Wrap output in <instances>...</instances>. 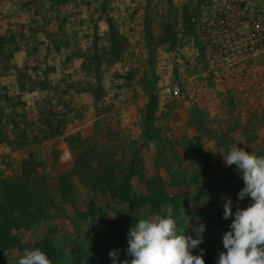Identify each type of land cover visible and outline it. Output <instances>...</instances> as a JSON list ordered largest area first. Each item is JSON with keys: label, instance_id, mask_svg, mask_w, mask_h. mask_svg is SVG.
Wrapping results in <instances>:
<instances>
[{"label": "rangeland", "instance_id": "374dc122", "mask_svg": "<svg viewBox=\"0 0 264 264\" xmlns=\"http://www.w3.org/2000/svg\"><path fill=\"white\" fill-rule=\"evenodd\" d=\"M203 1L0 0V52L6 59L0 88L19 83L25 91L37 89L33 70L44 54L25 65L10 57L17 38L37 40L40 27L30 21L71 22L82 15L80 22L92 25L60 27L59 45L68 47L70 64L80 57L61 78L59 86L66 87L56 92L60 101L0 89V145L7 146L0 149V203H5L4 182L16 185L25 161L35 168L31 195L48 197L29 208L35 220L21 228L11 227L13 219L4 216L12 243L3 248L0 236V264H17L25 248H40L67 264H112L108 253L116 249L119 264L131 259L129 229L140 218L166 214L160 213L165 204L173 206L185 235L196 239L194 228L205 226L204 242L192 249L193 254L204 250L205 264L223 251L222 236L232 218H222V197L231 198L234 213L244 185L221 154L241 121L229 94L216 93L212 84L199 87L203 69L195 18ZM242 86L262 84L250 79ZM189 87L200 89L194 100L186 95ZM252 108L246 128L254 138L264 125V108ZM207 140L209 153L201 149ZM245 151L264 156V141H253ZM249 202L245 198L239 205Z\"/></svg>", "mask_w": 264, "mask_h": 264}, {"label": "clouds", "instance_id": "9594fccd", "mask_svg": "<svg viewBox=\"0 0 264 264\" xmlns=\"http://www.w3.org/2000/svg\"><path fill=\"white\" fill-rule=\"evenodd\" d=\"M221 154V153H220ZM225 166L235 165L242 176L243 188L237 193L236 211L231 198L224 196L222 218L231 219L229 230L222 236L223 251L215 264H264V156L245 151L237 144L221 154ZM249 198L241 208L239 201ZM160 213L140 218L127 232V254L130 260L119 264H205L204 250L193 254L202 244L205 226L194 228L197 238L178 230L173 218V206L165 204ZM118 250L108 253L112 264H118ZM17 264H52L40 248H25Z\"/></svg>", "mask_w": 264, "mask_h": 264}, {"label": "built area", "instance_id": "2783aa9c", "mask_svg": "<svg viewBox=\"0 0 264 264\" xmlns=\"http://www.w3.org/2000/svg\"><path fill=\"white\" fill-rule=\"evenodd\" d=\"M195 28L203 69L200 88L264 79V0H204ZM199 90L189 87L186 95L194 100Z\"/></svg>", "mask_w": 264, "mask_h": 264}, {"label": "crops", "instance_id": "0c3cea01", "mask_svg": "<svg viewBox=\"0 0 264 264\" xmlns=\"http://www.w3.org/2000/svg\"><path fill=\"white\" fill-rule=\"evenodd\" d=\"M75 16H76L75 19H77V21H71V22L70 21L62 22L61 19H59L58 21H55L57 19L55 20L47 19L46 22L39 20L37 23L34 20L30 21L31 23L30 26H33V28L40 27L38 30L39 33L35 34L38 36L37 40L31 41V42L29 41L21 42L19 41V38H17L15 47H14V52L10 57H12V59L14 58V61L16 60V63L18 65H23V64L25 65V61H28L29 59H41V54L42 53L44 54L42 55L44 57L45 62L44 61L36 62L35 65H38V68H35V70H33L34 73L32 77L33 79L38 80V83L36 82L37 89L36 91L34 89L33 90L31 89L30 91L29 90L25 91L24 90L25 86H22V84H20L19 86V83H15L16 84L15 86H2V88L0 89H6L7 91L6 93L8 94H10L9 89H11L12 93L13 92H15L16 94L26 93L27 97L31 95H36L32 97L33 100H37L38 98L41 99V97H45V98H50L51 102H55L56 100L60 101V99H62L63 96L60 97V95H58L56 92L59 88L61 89V87H66V86H59L60 84L62 85V83L60 82L63 79L61 80V78L68 76V73L72 72L70 68L75 66L77 61L80 60V57L75 56L71 58L72 64H70L71 61L68 56V51H69L68 47H63L62 45H59V39L62 38V35H63L61 34L60 27L65 26L66 28V26L68 27L76 26L78 27L76 29H79L80 23L83 24L81 26L83 28L92 26L90 25L89 21L80 22L82 21L81 20V17H83L82 15L81 16L75 15ZM98 25L102 26V20L98 21ZM10 28L17 30V26H14V25L11 26ZM51 30H53L52 35L48 34V31H51ZM30 32H32V30ZM71 35L73 36V34ZM48 38H50L51 40ZM54 42L58 43L57 46H55V48L56 49L59 48V50H56L53 47ZM4 59H5L4 54L0 52V69H3L2 66L5 65V62L3 63ZM50 65L52 67L54 66L55 68H51V70L47 72L46 68ZM52 76H55V77L60 76V80H57V81L52 80V82H50L51 81L50 79ZM1 79H3V81H7V78H1ZM44 79H47V81ZM56 79H59V78H56ZM39 81H43V82L39 83ZM32 82L34 83V81ZM11 83L13 82L11 81ZM261 84L262 86H215L213 88L215 89L214 91L216 93L218 91H224L225 93L230 95L231 97L230 101H233V105L236 106L235 115L238 117V121H239V116H240L241 126L236 128L234 133H232L231 139L229 140L230 145L237 144L238 147L245 149V148L251 147L253 141L258 142L259 144L260 143L263 144L264 125L262 127H258L255 130L256 136L254 138L252 136H249L247 132L248 130L252 128H249V127L248 129L246 128V125L250 123L251 121V117H252L251 112L254 111V108L251 109V106L255 107L256 105V107L259 106L261 108H264V79L261 80ZM68 98L74 99L73 103H77V105L81 104L80 99L73 98L72 95L68 96ZM220 99L221 97L218 98L217 100H220ZM208 105H212V104L210 103ZM207 141L208 143L201 149L202 151L204 149V151L209 153L212 150V148H209V146L211 145V142L209 140ZM205 147H206V150H205ZM4 148H7V146L4 147L3 145H0V149H4ZM1 157L2 156L0 155V159Z\"/></svg>", "mask_w": 264, "mask_h": 264}, {"label": "trees", "instance_id": "16d2710c", "mask_svg": "<svg viewBox=\"0 0 264 264\" xmlns=\"http://www.w3.org/2000/svg\"><path fill=\"white\" fill-rule=\"evenodd\" d=\"M1 142H3L2 139H0V143ZM29 165V162H23L22 175L16 179L18 180L16 185L20 186L14 185L11 187L8 182H4V187L1 190L2 198L5 200V203H0V236H4L2 245L3 248H7L9 244L12 243V240L9 238L10 228H21L22 225L32 223L35 220V216L29 208L39 207V205L44 204L46 198H48L46 194L31 195L28 184L30 181L29 178H31L35 173V168L33 166L31 168ZM133 173L134 171L132 170V175ZM132 175H130V177H132ZM4 216H10L13 219L14 222H12L11 227L5 225V222L2 223ZM6 226L8 228H6ZM47 256L52 261V264H67L54 255ZM217 258L218 254L210 255L208 257L207 264H215Z\"/></svg>", "mask_w": 264, "mask_h": 264}]
</instances>
